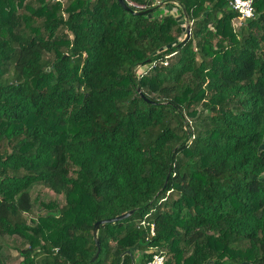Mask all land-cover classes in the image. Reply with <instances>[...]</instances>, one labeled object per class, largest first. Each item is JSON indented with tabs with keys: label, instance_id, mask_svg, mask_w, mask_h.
Returning a JSON list of instances; mask_svg holds the SVG:
<instances>
[{
	"label": "trees",
	"instance_id": "obj_1",
	"mask_svg": "<svg viewBox=\"0 0 264 264\" xmlns=\"http://www.w3.org/2000/svg\"><path fill=\"white\" fill-rule=\"evenodd\" d=\"M124 1L0 0V264H264V0Z\"/></svg>",
	"mask_w": 264,
	"mask_h": 264
},
{
	"label": "rangeland",
	"instance_id": "obj_2",
	"mask_svg": "<svg viewBox=\"0 0 264 264\" xmlns=\"http://www.w3.org/2000/svg\"><path fill=\"white\" fill-rule=\"evenodd\" d=\"M168 6H162L158 12L156 13V16H162V15H166L168 13H171L173 15H175L176 17H178V19L180 20V22L183 24L185 30L187 27V21H185L184 19H182V17H180L179 14H176L175 10H170L167 8ZM237 21H235L236 23ZM191 24V23H190ZM149 67L145 66L142 67L141 71L145 72L147 71ZM33 217L36 216V214L39 212L38 211V207L35 206L33 209ZM28 220L30 221L33 217L26 215ZM31 224V222H30ZM1 243H2V257H3V261L7 264H17L21 258L18 254V250L20 248L23 247H27L28 243L22 241L20 238L16 237V236H4L3 238H1Z\"/></svg>",
	"mask_w": 264,
	"mask_h": 264
},
{
	"label": "built area",
	"instance_id": "obj_3",
	"mask_svg": "<svg viewBox=\"0 0 264 264\" xmlns=\"http://www.w3.org/2000/svg\"><path fill=\"white\" fill-rule=\"evenodd\" d=\"M161 3L158 2V5ZM179 6L177 3H175ZM133 7H138L136 4L130 2ZM233 8L239 13V20L248 21L254 17V6L252 0H233ZM151 234L154 235L152 229ZM166 256L164 253L155 254L147 264H164Z\"/></svg>",
	"mask_w": 264,
	"mask_h": 264
},
{
	"label": "water",
	"instance_id": "obj_4",
	"mask_svg": "<svg viewBox=\"0 0 264 264\" xmlns=\"http://www.w3.org/2000/svg\"><path fill=\"white\" fill-rule=\"evenodd\" d=\"M118 2L123 6V8L127 11H131L130 7L125 3L124 0H118ZM151 12V10H146V11H142V12H133L135 15H146V14H149ZM184 14H185V20L187 21V15L184 11ZM190 34H191V27L190 25L187 23V27H186V36H187V39L190 38ZM134 210L122 215V216H119L117 218H114V219H110V220H105L103 222H100V223H97L96 225V228H95V236H96V242H97V245H98V250H97V253L95 255V257L93 258V261L98 257L99 253H100V247H99V240H98V237H97V231L99 229V226L101 224H105V223H111V222H115V221H120V220H124L128 217H130L131 215L134 214Z\"/></svg>",
	"mask_w": 264,
	"mask_h": 264
}]
</instances>
